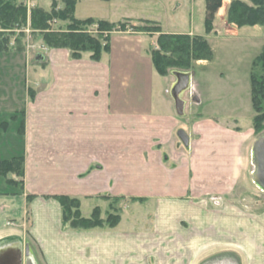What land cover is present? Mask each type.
<instances>
[{"label": "crops", "instance_id": "crops-1", "mask_svg": "<svg viewBox=\"0 0 264 264\" xmlns=\"http://www.w3.org/2000/svg\"><path fill=\"white\" fill-rule=\"evenodd\" d=\"M119 1L140 6L121 18L194 33L160 23L168 1ZM74 16L93 17L77 14V3ZM217 33L204 35L210 43ZM155 42L116 30L99 60L47 48L29 61L0 49V160L22 159L21 175L0 174V264H264V211L217 205L262 135L254 114L216 107L197 70L210 60L195 63L175 98L176 76L154 69ZM59 195L79 199L85 216L104 196L143 198L152 213L111 228H64Z\"/></svg>", "mask_w": 264, "mask_h": 264}, {"label": "rangeland", "instance_id": "rangeland-1", "mask_svg": "<svg viewBox=\"0 0 264 264\" xmlns=\"http://www.w3.org/2000/svg\"><path fill=\"white\" fill-rule=\"evenodd\" d=\"M14 1L25 7L26 20L23 24L15 23L10 27L2 26L0 21V46L5 50L23 51L25 59L31 61L30 59L34 52L53 48L49 47L44 42V32H65L67 31L68 25L67 20L53 17L49 20L46 30L34 29L30 21L31 13L35 8L46 11L51 9L58 11L62 9L63 2L62 0ZM167 1L169 2V8L166 10L167 14L164 9L158 10L159 12L157 15L161 16V24L166 27L172 26L178 29H190L194 33L187 34L201 35L206 39L204 35L206 32L204 30L205 0H165V2ZM231 1L232 0H223L222 5L215 13L211 31L215 30V32L218 33L210 35V43L208 41L214 53L210 62H208L209 65L205 67L200 65L197 70L198 73L200 71L201 75L204 74L203 79H205H202L204 81V87L210 88L211 94L213 95L212 102L216 103V107L222 109L235 108L241 111L245 119V115L250 117L251 114H254L250 94V73L253 70L258 76L264 77V61L259 60L257 65L252 67L254 58L264 47V28L261 25L237 28L235 25L229 24L226 14ZM119 2V0H77V14L82 16H93L95 18L90 17L93 20H96L98 17L109 21H116L118 19L119 21L115 22L119 25L118 30L148 32L156 37V42L151 51L159 49L157 43L159 34L155 31L159 26L156 22L149 19L134 18L133 14L129 16L132 18H121L119 16L120 13L129 12V9L127 11L125 10L127 7L135 9L138 13L140 11V6L138 1L137 8H135L133 4L131 6H121ZM179 3L180 5L176 9H173ZM80 30H84L86 33L88 32L92 35H98L101 43H104L106 37L109 36L110 38L111 34L107 30L100 29L94 21L82 25ZM161 31L170 33L164 30ZM198 61L200 62L199 64H202L207 60H193L191 71ZM1 68L2 67H0V77L4 75L2 73L4 69ZM170 74L171 73H168L166 75ZM1 101L2 99H0V102ZM244 119L243 121L245 122ZM241 124L244 125V123ZM251 127L253 128L252 123ZM261 134H264V128L256 133L257 136ZM251 154L241 182L236 185L228 201L218 200V206L231 203L251 212L264 211V191L261 190L253 180L254 168ZM146 202L147 201L143 198L137 200L123 196H104L103 201L101 200L98 205H95L87 216L82 214L80 205L79 212L83 217H90L94 213V210H96V217L103 221H105L109 215L115 214L119 215V219H121L122 216L133 215L134 213H138L142 217H149L152 210L150 207H147ZM209 203L214 204V200H211ZM135 206L137 207V212L134 210Z\"/></svg>", "mask_w": 264, "mask_h": 264}, {"label": "trees", "instance_id": "trees-1", "mask_svg": "<svg viewBox=\"0 0 264 264\" xmlns=\"http://www.w3.org/2000/svg\"><path fill=\"white\" fill-rule=\"evenodd\" d=\"M77 0H62V9L55 11L35 8L31 13V26L34 29L46 30L49 20L53 17L68 21L65 32H44L46 45L53 48H67L73 58H79L83 53H89L93 60H99L102 53L110 49V38L101 43L98 35L80 30L82 25L96 22L98 27L110 33L119 29V25L105 19L84 20L74 16ZM223 0H205L204 27L206 32L213 28L215 13ZM227 22L237 28L261 25L264 28V0H232L227 8ZM26 10L22 4L14 0H0V21L4 27L15 23L23 24L26 20ZM157 43L159 49L151 51V59L156 72L162 76L173 71L191 72L193 60H211L213 52L208 41L201 35L187 33H164L160 28ZM0 49L2 47L0 46ZM264 61V47L254 58L252 67L258 61ZM251 103L254 109L252 126L257 133L264 128V77L258 76L253 70L250 73ZM9 173L22 174L21 157L10 160H0V174L6 177ZM62 209L61 223L64 228L90 229L96 227H114L119 222V215H109L105 221L96 217V210L90 217H83L79 212V200L65 195L56 197Z\"/></svg>", "mask_w": 264, "mask_h": 264}, {"label": "water", "instance_id": "water-1", "mask_svg": "<svg viewBox=\"0 0 264 264\" xmlns=\"http://www.w3.org/2000/svg\"><path fill=\"white\" fill-rule=\"evenodd\" d=\"M177 82L172 89V94L177 98V94L188 84L190 73L173 71ZM177 109L181 111L180 102L177 101ZM253 180L256 185L264 191V134L258 137L252 148Z\"/></svg>", "mask_w": 264, "mask_h": 264}]
</instances>
